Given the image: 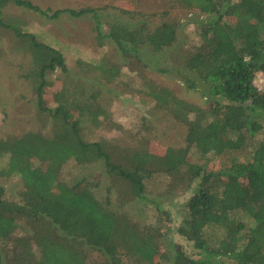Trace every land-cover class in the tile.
Wrapping results in <instances>:
<instances>
[{
  "label": "trees",
  "instance_id": "obj_1",
  "mask_svg": "<svg viewBox=\"0 0 264 264\" xmlns=\"http://www.w3.org/2000/svg\"><path fill=\"white\" fill-rule=\"evenodd\" d=\"M162 2L191 15L179 22L166 19L167 9L117 8L121 15L104 28L95 7L0 0V38H13L0 58L9 56L11 66L30 57L16 77L22 89L31 87L44 127L51 126L0 140V264H264V88L255 83L264 73V0ZM9 4L50 18L92 14L98 47H114L102 56L100 79L73 73L60 50L6 22ZM152 68L177 76L206 104L158 83ZM129 74H136L130 91L144 99L148 116L169 115L186 127L184 144L152 150L147 116L131 131L134 143H111L99 133L116 125L102 88L128 87ZM71 161L102 165L113 187L100 191L101 172L100 182L68 177ZM154 176L166 182L155 186ZM3 177L20 178L17 199L6 196ZM113 188L122 206L140 205L146 219L115 206ZM178 195L187 199L173 206Z\"/></svg>",
  "mask_w": 264,
  "mask_h": 264
},
{
  "label": "rangeland",
  "instance_id": "obj_2",
  "mask_svg": "<svg viewBox=\"0 0 264 264\" xmlns=\"http://www.w3.org/2000/svg\"><path fill=\"white\" fill-rule=\"evenodd\" d=\"M37 6H41L43 9L56 10L59 8L65 9H79L82 7H95L98 9V17L104 24L102 26L107 28L106 22L113 20L119 14L117 8L125 10H138L142 12L152 13L159 10H169V15L166 19L172 21H185L190 17L185 8L181 6L172 7V5H166L162 0H32ZM171 6V8H170ZM52 14V12L50 13ZM125 17H127L125 15ZM4 18L6 22H14L17 28H22L27 32L36 34L37 38L45 43L54 46L60 50L66 59V63L73 73H80L88 76H93L95 79H100L102 66V56L105 51L110 54L114 47L106 45L103 49L98 47L96 22L92 14H87L82 17H73L69 13H65L58 18H50L44 16L36 11L19 7L15 4H9L4 9ZM119 18V17H118ZM160 20V17L157 18ZM193 25L190 24L187 27L188 31L193 29ZM12 36L0 38V49L9 51L11 45ZM1 51V50H0ZM2 53V52H1ZM15 52L12 51L14 55ZM18 54L16 56H20ZM109 55V54H108ZM119 55V54H118ZM120 56V55H119ZM9 56H3L0 58L1 71H0V140L5 138L10 133H26L28 131L43 130L47 131L51 128L50 125L44 127L42 116H39L37 107L33 99V92L31 87L25 86V89L21 88V83L16 77V73L19 70L21 62L28 64L30 57L25 54L17 57L15 65L9 66L4 59ZM163 66L158 63V66ZM90 70V73L86 69ZM83 70V71H81ZM95 70V73H91ZM60 71V70H59ZM60 72H57L56 77ZM152 75L158 83L167 85L169 88L175 91L176 95L183 98L190 99L198 104H206V98L202 97L198 92L191 90L185 86V84L175 75L164 74L156 68H152ZM129 74L124 77V80L128 83V87H119L120 85H106L104 86L103 93L100 95L102 105L108 110L111 118L116 125L110 126L106 123V127L100 129L99 133L104 138L119 145H125L126 141L134 143L136 140L132 137L131 131H136L140 124L142 125L143 116H147V119L153 121V127L148 138L150 140V147L154 151H165L166 147L175 144H184V136L187 129L184 125L177 122L173 117H162L161 113H157V116H148L149 107L144 103V99L141 96H134L130 90H135L137 86L134 83H138L136 74ZM135 80H134V79ZM121 83V82H120ZM124 83V82H123ZM255 83L259 88H264V73L259 72L255 78ZM122 85V83H121ZM55 85L51 87L50 92L47 94L46 101L51 102V90H54ZM126 91H124V89ZM32 98V99H30ZM54 106V105H53ZM142 117V118H141ZM50 120V118H49ZM142 134L147 135L146 130L142 131ZM263 138L260 135L254 139V145ZM100 164H93L92 166H83L78 168L74 161H71L65 167V172L70 178L81 177V175H87L90 181L98 180L96 176L98 173H102L100 180L102 189L101 192L106 190L108 186H112V180L107 176L105 169ZM106 176V177H105ZM163 176H154V185L162 186L166 182ZM100 180H98L100 182ZM3 184H6V196L9 199H17L19 188L21 186V180L17 177L7 180L6 177L1 179ZM112 189V188H111ZM114 203L121 205L122 209L129 210L131 214L139 219H146V213L140 205L128 203L122 206L121 201L118 200L117 193L114 190ZM112 191V192H113ZM155 196V194H152ZM175 199L180 204L187 198L184 195H178V198H173V206H175ZM169 201H166L167 203ZM184 242V240L179 239Z\"/></svg>",
  "mask_w": 264,
  "mask_h": 264
}]
</instances>
